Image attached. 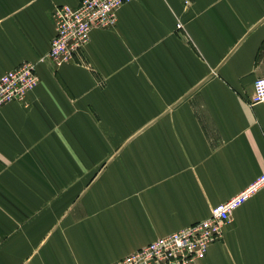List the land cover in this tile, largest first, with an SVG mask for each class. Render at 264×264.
Segmentation results:
<instances>
[{
	"label": "crops",
	"instance_id": "obj_1",
	"mask_svg": "<svg viewBox=\"0 0 264 264\" xmlns=\"http://www.w3.org/2000/svg\"><path fill=\"white\" fill-rule=\"evenodd\" d=\"M78 3L0 0V76L37 79L0 108V264H114L264 171V0H132L54 67L50 13ZM190 264H264V186Z\"/></svg>",
	"mask_w": 264,
	"mask_h": 264
},
{
	"label": "built area",
	"instance_id": "obj_2",
	"mask_svg": "<svg viewBox=\"0 0 264 264\" xmlns=\"http://www.w3.org/2000/svg\"><path fill=\"white\" fill-rule=\"evenodd\" d=\"M132 0H79L75 8L56 7L50 13L54 35L46 59L54 66L69 64L88 42L92 29H109L115 24L114 14ZM187 3L185 2L184 5ZM176 29L179 26L176 25ZM37 79L33 68L21 64L0 76V108L22 101L34 88ZM264 103V79L252 83L249 106ZM264 186V171L237 194L213 206L207 218L190 224L165 237L156 239L122 257L114 264H190L204 256L209 245L221 238V228L229 216L259 188Z\"/></svg>",
	"mask_w": 264,
	"mask_h": 264
},
{
	"label": "rangeland",
	"instance_id": "obj_3",
	"mask_svg": "<svg viewBox=\"0 0 264 264\" xmlns=\"http://www.w3.org/2000/svg\"><path fill=\"white\" fill-rule=\"evenodd\" d=\"M259 62H260V64H261V67L263 68V70H264V43H263V45L261 46V48H260V50H259ZM263 78H264V76H263ZM262 78V79H263Z\"/></svg>",
	"mask_w": 264,
	"mask_h": 264
}]
</instances>
